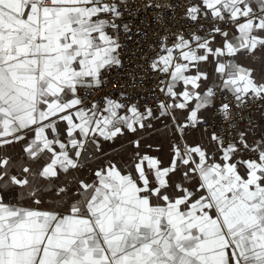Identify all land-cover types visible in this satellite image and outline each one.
<instances>
[{
	"label": "snow or ice",
	"instance_id": "snow-or-ice-1",
	"mask_svg": "<svg viewBox=\"0 0 264 264\" xmlns=\"http://www.w3.org/2000/svg\"><path fill=\"white\" fill-rule=\"evenodd\" d=\"M0 264H264V0H0Z\"/></svg>",
	"mask_w": 264,
	"mask_h": 264
}]
</instances>
